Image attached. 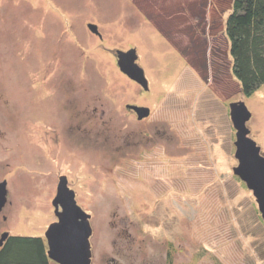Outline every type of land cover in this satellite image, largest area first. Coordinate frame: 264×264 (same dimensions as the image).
I'll list each match as a JSON object with an SVG mask.
<instances>
[{
  "label": "rangeland",
  "instance_id": "rangeland-1",
  "mask_svg": "<svg viewBox=\"0 0 264 264\" xmlns=\"http://www.w3.org/2000/svg\"><path fill=\"white\" fill-rule=\"evenodd\" d=\"M231 2L0 0V233L43 236L65 175L91 264H264L229 117L243 101L264 156V83L244 95L232 76ZM130 48L147 90L117 65Z\"/></svg>",
  "mask_w": 264,
  "mask_h": 264
},
{
  "label": "water",
  "instance_id": "water-1",
  "mask_svg": "<svg viewBox=\"0 0 264 264\" xmlns=\"http://www.w3.org/2000/svg\"><path fill=\"white\" fill-rule=\"evenodd\" d=\"M88 27L99 35L95 24H88ZM116 58L119 69L142 89L147 90V79L136 62L135 49L117 50ZM126 107L135 111L137 119L149 114L146 106L127 104ZM250 116L243 101L229 103V117L235 130L234 156L237 160L232 172L252 191L264 221V156L260 154V147L248 136L246 122ZM6 193V182L3 180L0 182V211L6 202ZM51 203L56 219L48 225L43 235L47 244V256L56 264H91L89 214L76 203L74 191L68 187L65 175H59ZM7 236V231L0 233V246Z\"/></svg>",
  "mask_w": 264,
  "mask_h": 264
},
{
  "label": "trees",
  "instance_id": "trees-1",
  "mask_svg": "<svg viewBox=\"0 0 264 264\" xmlns=\"http://www.w3.org/2000/svg\"><path fill=\"white\" fill-rule=\"evenodd\" d=\"M223 22L232 76L250 95L264 83V0H232ZM52 263L43 236L8 234L0 246V264Z\"/></svg>",
  "mask_w": 264,
  "mask_h": 264
},
{
  "label": "flooded vegetation",
  "instance_id": "flooded-vegetation-1",
  "mask_svg": "<svg viewBox=\"0 0 264 264\" xmlns=\"http://www.w3.org/2000/svg\"><path fill=\"white\" fill-rule=\"evenodd\" d=\"M127 108H128V107H127ZM129 110H130V112H131L132 114H135V115H136V113H135V111H134L133 109L129 108ZM148 115H149V114H148ZM148 115H147V116H148ZM147 116H145V117H143V118H146ZM143 118H142V119H143ZM248 136H249V134H248ZM260 154H261V149H260ZM261 155H262V154H261ZM262 156H263V155H262ZM66 179H67V178H66ZM67 185H68V183H67ZM68 187H69V186H68ZM69 188H70V187H69ZM90 248H91V244H90ZM111 260L114 261V263H115V260H114L113 257L111 258Z\"/></svg>",
  "mask_w": 264,
  "mask_h": 264
}]
</instances>
